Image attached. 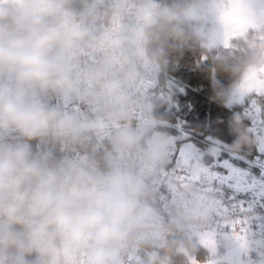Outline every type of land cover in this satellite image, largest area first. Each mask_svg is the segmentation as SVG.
Segmentation results:
<instances>
[{"label":"clouds","instance_id":"clouds-1","mask_svg":"<svg viewBox=\"0 0 264 264\" xmlns=\"http://www.w3.org/2000/svg\"><path fill=\"white\" fill-rule=\"evenodd\" d=\"M182 68L258 153L264 0H0V264H264V168L242 207L177 169Z\"/></svg>","mask_w":264,"mask_h":264},{"label":"snow or ice","instance_id":"snow-or-ice-1","mask_svg":"<svg viewBox=\"0 0 264 264\" xmlns=\"http://www.w3.org/2000/svg\"><path fill=\"white\" fill-rule=\"evenodd\" d=\"M241 104L246 119L251 122L250 132L261 141L262 146L255 158L227 153L225 141L220 138L222 132L214 126L205 127L204 123L190 124L183 119H178L176 129L183 143L176 164L178 171L183 173L195 159L204 154L206 149L210 150L214 155L211 156L210 167L204 177L205 181L215 184L233 206L242 207L245 205V200L240 197L252 191L256 185L251 168L253 166L264 168V108L260 107L255 100L247 103L241 101ZM177 107L179 106L176 103L175 109ZM179 178L183 180L187 177L181 175Z\"/></svg>","mask_w":264,"mask_h":264},{"label":"trees","instance_id":"trees-1","mask_svg":"<svg viewBox=\"0 0 264 264\" xmlns=\"http://www.w3.org/2000/svg\"><path fill=\"white\" fill-rule=\"evenodd\" d=\"M186 62H192L191 56L186 57ZM178 76L183 79L185 86L183 91L177 94L176 103L179 106L175 109L177 117L190 124L204 123L210 127L214 126L222 132L220 138L231 143L234 138L229 129L232 112L209 101L208 81L205 77L188 68H182ZM239 110L240 108L234 109Z\"/></svg>","mask_w":264,"mask_h":264},{"label":"built area","instance_id":"built-area-1","mask_svg":"<svg viewBox=\"0 0 264 264\" xmlns=\"http://www.w3.org/2000/svg\"><path fill=\"white\" fill-rule=\"evenodd\" d=\"M239 111H242V109L240 108ZM246 122H247V125H250V123H251L248 119H246ZM180 146H182V145H180ZM177 155H178V153H177ZM256 155H258V153L254 152L253 156L251 158H255ZM244 166H246V165H244ZM251 171L254 172L255 174L259 175L260 169H259L258 166H253L251 168ZM240 198L243 199V200H246L247 199V194L242 195Z\"/></svg>","mask_w":264,"mask_h":264},{"label":"rangeland","instance_id":"rangeland-1","mask_svg":"<svg viewBox=\"0 0 264 264\" xmlns=\"http://www.w3.org/2000/svg\"><path fill=\"white\" fill-rule=\"evenodd\" d=\"M237 163H239V162H237Z\"/></svg>","mask_w":264,"mask_h":264}]
</instances>
